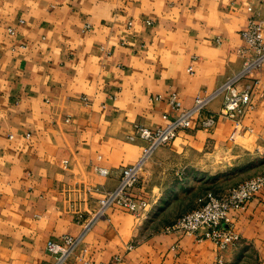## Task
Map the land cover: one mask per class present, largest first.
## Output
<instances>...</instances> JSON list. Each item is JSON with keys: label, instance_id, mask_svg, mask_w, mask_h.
<instances>
[{"label": "crops", "instance_id": "1", "mask_svg": "<svg viewBox=\"0 0 264 264\" xmlns=\"http://www.w3.org/2000/svg\"><path fill=\"white\" fill-rule=\"evenodd\" d=\"M252 14L264 22V0H0V264L52 262L46 242L63 234L82 235L64 264H264V190L231 211L234 245L165 230L207 190L264 171V66L233 139L231 119H193L146 159L132 189L146 206L92 220L143 153L133 125L162 126L170 93L188 107L238 72Z\"/></svg>", "mask_w": 264, "mask_h": 264}, {"label": "built area", "instance_id": "2", "mask_svg": "<svg viewBox=\"0 0 264 264\" xmlns=\"http://www.w3.org/2000/svg\"><path fill=\"white\" fill-rule=\"evenodd\" d=\"M248 9L251 11L252 7L249 6ZM10 31L13 30L10 28ZM240 34L244 43L239 49L243 62L238 72L227 77L213 92L196 94L192 105L188 107L183 106L176 93H170L166 96V100L175 113H164L162 117L165 123L162 126L151 129L141 123L133 125V131L128 134V138L130 140L141 138L147 145L137 161L119 168L117 185L104 191L99 198V206L94 212L92 220L114 204L131 212H138L146 204V201L133 198L130 191L140 180V172L145 160L156 148L171 142L179 130L190 127L193 119H195L197 127L204 129H212L220 118L231 119L234 122V128L230 138H234L241 127L242 117L252 105V94L257 80H248V77L254 70L264 66V22L252 14ZM188 70L192 72V67H188ZM240 82H243L241 87H239ZM219 94L223 95L220 109L217 112H209V103ZM161 97V95L156 96L157 99ZM99 172L103 175L108 174V170L105 168H100ZM262 190H264V171L225 191L207 190L199 198L197 207L181 214L173 222L167 224L165 230L193 235L198 241L209 239L217 245L219 250L234 245L239 241L240 235L233 226L231 211L245 208L248 201ZM81 236L63 234L59 241L48 240L45 248L53 255L54 260L45 264H64L80 242ZM93 264H115V261ZM216 264H223L219 255L216 258Z\"/></svg>", "mask_w": 264, "mask_h": 264}, {"label": "rangeland", "instance_id": "3", "mask_svg": "<svg viewBox=\"0 0 264 264\" xmlns=\"http://www.w3.org/2000/svg\"><path fill=\"white\" fill-rule=\"evenodd\" d=\"M224 81H225V80H224ZM224 81H223V82H224ZM207 130H209V129H207ZM146 145H147V144H145V146H146ZM165 145H166V144H165ZM145 146H144V147H145ZM161 146H163V145H161ZM153 152H154V151H153ZM153 152H152V153H153ZM152 153H151V154H152ZM145 161H146V160H145ZM144 163H145V162H144ZM254 173H256V172L253 171V169H252V170L250 169V171H249V175L252 176ZM140 176H141V172H140ZM246 179H247V178H246ZM244 180H245V179H244ZM242 181H243V180H242ZM117 183H118V182H117ZM116 185H117V184H116ZM116 185H115V186H116ZM115 186H114V187H115ZM114 187H113V188H114ZM135 187H136V186H135ZM135 187H133V188H135ZM133 188H132V189H133ZM111 189H112V188H111ZM132 189H131V191H130V195L134 198V196L132 195ZM227 189H228V188H227ZM219 192H220V191H219ZM221 192H222V191H221ZM146 204H147V203H146ZM146 204H145L144 206H142V208H144V207L146 206ZM109 207H110V206H109ZM142 208H140V209L138 210V212H139ZM96 210H97V209H96ZM134 213H137V212H134Z\"/></svg>", "mask_w": 264, "mask_h": 264}]
</instances>
